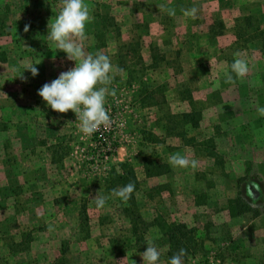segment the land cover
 <instances>
[{"label":"rangeland","instance_id":"rangeland-1","mask_svg":"<svg viewBox=\"0 0 264 264\" xmlns=\"http://www.w3.org/2000/svg\"><path fill=\"white\" fill-rule=\"evenodd\" d=\"M85 3L80 44L110 58L115 93L90 136L38 95L75 66L47 38L62 0H0V264H143L149 240L168 264L155 219L195 231L183 264H264V0ZM192 7L195 18L181 11ZM237 52L249 71L226 83ZM177 152L198 167L170 166ZM123 174L154 223L136 235L127 204L94 203Z\"/></svg>","mask_w":264,"mask_h":264},{"label":"clouds","instance_id":"clouds-1","mask_svg":"<svg viewBox=\"0 0 264 264\" xmlns=\"http://www.w3.org/2000/svg\"><path fill=\"white\" fill-rule=\"evenodd\" d=\"M170 16L175 15L174 8H162ZM185 16L195 18L199 9H181ZM90 9L85 0H62V7L58 14L48 22V40L67 54L69 60L75 62V66L68 71L61 72L58 78L50 83H45L38 90V95L47 105L58 113L66 114L69 110L75 113L79 130L84 135L94 134L100 127H107L111 117L105 107L110 92L114 67L110 58L102 51L94 54L86 53L80 41L86 39V25L90 21ZM29 26H25L27 32ZM230 72L225 73L226 83H234V76L243 79L249 69L245 59L240 58V53L234 54ZM33 76L38 75V69L34 66L29 69ZM258 114L264 116V107L259 108ZM168 164L173 168L196 169L199 165L197 159H190L188 155L179 152L170 154ZM135 191V184L129 182L126 185L112 189L109 196L98 194L94 197L97 208H103L111 197L119 198L125 204L131 199ZM187 250L179 249L168 261V264H183V257ZM143 264H159L160 252L152 241L147 242L146 250L141 254Z\"/></svg>","mask_w":264,"mask_h":264},{"label":"trees","instance_id":"trees-1","mask_svg":"<svg viewBox=\"0 0 264 264\" xmlns=\"http://www.w3.org/2000/svg\"><path fill=\"white\" fill-rule=\"evenodd\" d=\"M6 62V56L3 52H0V63ZM190 113L184 114L183 117L189 118ZM197 125V119L196 122H194V126ZM157 175V173H155ZM118 180L120 181V186L126 185L129 182H133L135 184V179L132 175L130 177L126 178V175H120L118 176ZM135 199H134V192L131 196V199L127 203V208L125 209L126 212H131L132 216L129 215V219L132 220L133 228L132 234L136 235L138 229L147 231L149 227L154 225V223L157 224V227L160 231V233L165 236L168 239L169 242V250L167 253L168 260L179 251V249L184 248L187 250V255L190 253H193L195 251V247L197 245V240L195 239V231L192 228H188L185 224H178V223H166L165 221L159 219L154 220V223H146L144 222L139 214H137V211L134 210L135 208ZM134 213V214H133ZM139 243L144 245V242L142 238L138 237ZM140 251H143L144 248H139ZM184 256L183 258H185Z\"/></svg>","mask_w":264,"mask_h":264}]
</instances>
